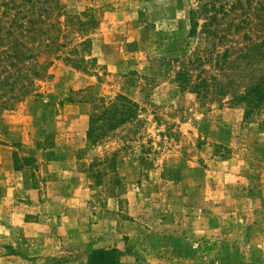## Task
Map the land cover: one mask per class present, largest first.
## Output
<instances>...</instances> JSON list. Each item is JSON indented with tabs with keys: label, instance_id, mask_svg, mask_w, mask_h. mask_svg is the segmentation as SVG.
<instances>
[{
	"label": "rangeland",
	"instance_id": "1",
	"mask_svg": "<svg viewBox=\"0 0 264 264\" xmlns=\"http://www.w3.org/2000/svg\"><path fill=\"white\" fill-rule=\"evenodd\" d=\"M8 1L0 264H264V0H39L34 32Z\"/></svg>",
	"mask_w": 264,
	"mask_h": 264
},
{
	"label": "trees",
	"instance_id": "2",
	"mask_svg": "<svg viewBox=\"0 0 264 264\" xmlns=\"http://www.w3.org/2000/svg\"><path fill=\"white\" fill-rule=\"evenodd\" d=\"M55 4L52 7H46V9L42 10L44 11V13H48L50 14L51 12L54 11H58L57 14L62 16L61 13V9L63 8L61 2L59 0H54ZM26 2V3H25ZM40 3L39 0H9L8 1V8L6 10V12H3V14H8L9 17L12 15V20L10 22V29H22L24 27H26V23L28 24H32L31 28L28 29L26 27V31L28 32H34L37 29L33 28L35 26L36 23V18L40 15V6H38ZM45 3H48V1H46ZM26 4L30 6L29 10L26 11ZM34 15L36 17H34L33 20H27L26 23H24V20L26 19V16L28 14ZM194 15V14H193ZM83 16L86 17H91V22L95 23V19L94 17L90 14V12H84ZM197 18H195L193 16V18H191V21L193 22V26L191 28V35H195L197 33L198 27H199V23L198 20H196ZM79 20H81V18L79 17ZM211 23V22H210ZM204 24V33L206 35H211L212 34V30H211V24ZM1 32H2V26L0 24V36H1ZM90 41L89 40H85L83 42V45L85 46V48H88V46L90 45ZM58 48V47H57ZM24 55L23 51H18L16 50L13 54V58H16L17 60L20 61V58ZM30 54L29 58H33L34 61V70L31 73L26 74L23 78L26 81L25 84H23L22 88H21V93L22 96H30L34 93L37 92V84L38 82H40L41 80H43L48 72V68L50 64H47L48 62L46 61V63H44L43 65H40L36 59V56L34 58V56H32ZM83 61H85V58H83ZM14 87V86H13ZM261 93L262 92V88L256 86L254 87L249 93ZM120 97L123 100H127V98L125 96H121ZM120 113L118 111H116L114 113V117H113V121H118V118L120 117ZM96 126L94 123V120L91 121V128H90V132L89 134L92 135L93 132H96ZM15 168L17 170L20 169V167H18L15 164ZM123 256V252L117 249H112V250H96L94 251L90 258H89V262L88 264H120L121 258Z\"/></svg>",
	"mask_w": 264,
	"mask_h": 264
}]
</instances>
